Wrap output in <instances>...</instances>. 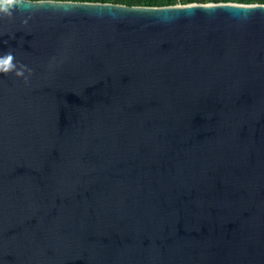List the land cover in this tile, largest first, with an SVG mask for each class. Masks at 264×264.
Segmentation results:
<instances>
[{"label": "water", "instance_id": "obj_1", "mask_svg": "<svg viewBox=\"0 0 264 264\" xmlns=\"http://www.w3.org/2000/svg\"><path fill=\"white\" fill-rule=\"evenodd\" d=\"M6 53L0 264H264L263 4L20 0Z\"/></svg>", "mask_w": 264, "mask_h": 264}, {"label": "trees", "instance_id": "obj_2", "mask_svg": "<svg viewBox=\"0 0 264 264\" xmlns=\"http://www.w3.org/2000/svg\"><path fill=\"white\" fill-rule=\"evenodd\" d=\"M29 1H70L79 3H109L126 6H140V7H169L177 5L190 4H210V3H237L244 5L263 4L264 0H29Z\"/></svg>", "mask_w": 264, "mask_h": 264}, {"label": "clouds", "instance_id": "obj_3", "mask_svg": "<svg viewBox=\"0 0 264 264\" xmlns=\"http://www.w3.org/2000/svg\"><path fill=\"white\" fill-rule=\"evenodd\" d=\"M20 3V0H0V11H6L8 8H11L14 5ZM0 68L3 69L0 74L7 75L15 70L14 65L12 64V54L6 53L3 57H0ZM17 77L23 75V71L15 72Z\"/></svg>", "mask_w": 264, "mask_h": 264}]
</instances>
